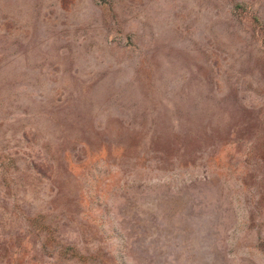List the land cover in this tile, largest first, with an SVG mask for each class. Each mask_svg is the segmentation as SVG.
<instances>
[{
	"label": "rangeland",
	"instance_id": "obj_1",
	"mask_svg": "<svg viewBox=\"0 0 264 264\" xmlns=\"http://www.w3.org/2000/svg\"><path fill=\"white\" fill-rule=\"evenodd\" d=\"M0 264H264V0H0Z\"/></svg>",
	"mask_w": 264,
	"mask_h": 264
}]
</instances>
